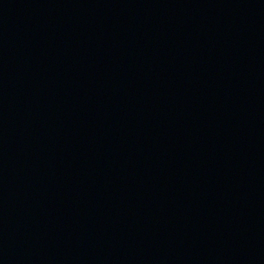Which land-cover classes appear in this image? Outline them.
<instances>
[{"label": "water", "instance_id": "95a60500", "mask_svg": "<svg viewBox=\"0 0 264 264\" xmlns=\"http://www.w3.org/2000/svg\"><path fill=\"white\" fill-rule=\"evenodd\" d=\"M0 264H264V0H0Z\"/></svg>", "mask_w": 264, "mask_h": 264}]
</instances>
